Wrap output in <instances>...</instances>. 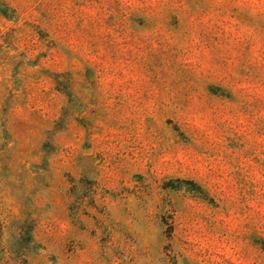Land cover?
<instances>
[{"label":"rangeland","instance_id":"rangeland-1","mask_svg":"<svg viewBox=\"0 0 264 264\" xmlns=\"http://www.w3.org/2000/svg\"><path fill=\"white\" fill-rule=\"evenodd\" d=\"M0 264H264V0H0Z\"/></svg>","mask_w":264,"mask_h":264}]
</instances>
